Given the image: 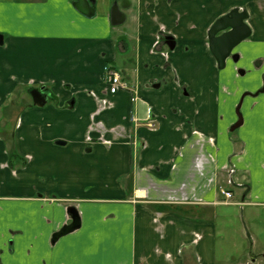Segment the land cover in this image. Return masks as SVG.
I'll return each instance as SVG.
<instances>
[{"label": "crops", "instance_id": "obj_1", "mask_svg": "<svg viewBox=\"0 0 264 264\" xmlns=\"http://www.w3.org/2000/svg\"><path fill=\"white\" fill-rule=\"evenodd\" d=\"M128 1L114 26V0H0V264L262 263L219 245L230 224L264 245V0ZM235 11L250 36L221 69Z\"/></svg>", "mask_w": 264, "mask_h": 264}, {"label": "water", "instance_id": "obj_2", "mask_svg": "<svg viewBox=\"0 0 264 264\" xmlns=\"http://www.w3.org/2000/svg\"><path fill=\"white\" fill-rule=\"evenodd\" d=\"M119 1H121V4L118 3ZM126 3L130 4L127 0H114L111 10L112 25L118 26L125 21L126 16L121 9L126 7ZM73 6L86 17L92 18L96 15L94 0H74ZM245 20L246 16L244 14H238L235 11L220 19L210 30V47L221 69L226 66V61L231 56L233 50L250 36V29L245 24ZM219 33L221 35H218ZM2 44L3 36L0 34V45ZM167 44L171 50L175 48L174 40L168 41ZM239 119L242 122L241 115H239ZM70 213V215L78 214L74 208L70 209ZM78 227L79 225L73 229ZM67 233L69 232L60 233L56 238L58 239Z\"/></svg>", "mask_w": 264, "mask_h": 264}, {"label": "rangeland", "instance_id": "obj_3", "mask_svg": "<svg viewBox=\"0 0 264 264\" xmlns=\"http://www.w3.org/2000/svg\"><path fill=\"white\" fill-rule=\"evenodd\" d=\"M234 56H237L236 53H233L231 59L233 62H235ZM235 223V220H234ZM229 229V235L228 238L224 241L222 238H220V245H219V256L220 258L226 257L227 255L233 256L235 261L236 259L246 257L249 261L254 259L255 257L261 259L260 256V249L264 247L263 243L259 242L255 245L254 240L244 237L242 234V237L239 236L238 233H236L237 228L234 226V224H230ZM263 242V241H262ZM264 255V253H263ZM264 264V260L262 263Z\"/></svg>", "mask_w": 264, "mask_h": 264}, {"label": "built area", "instance_id": "obj_4", "mask_svg": "<svg viewBox=\"0 0 264 264\" xmlns=\"http://www.w3.org/2000/svg\"><path fill=\"white\" fill-rule=\"evenodd\" d=\"M106 82L108 84V91L111 94H116L119 90H122L123 84L121 81V76L119 74V72L115 71L114 69L108 68L107 72H106ZM136 98H133V101H135ZM103 105H107L105 104V102H103ZM135 122H142V124H145V126L149 129H155L156 128V121L154 120L153 117V113L151 108H147L146 110V117L144 119H134ZM104 141V140H103ZM234 171L230 170L228 172V180L227 183L231 186L234 185V181H233V176ZM220 193L224 196L226 201H231L234 197H233V193L225 188H220Z\"/></svg>", "mask_w": 264, "mask_h": 264}, {"label": "trees", "instance_id": "obj_5", "mask_svg": "<svg viewBox=\"0 0 264 264\" xmlns=\"http://www.w3.org/2000/svg\"><path fill=\"white\" fill-rule=\"evenodd\" d=\"M30 94L33 96V97H36L37 95H39V92L37 90H31L30 91ZM71 216V220H70V223L68 225H66L60 233H63V232H71L73 231L74 227L79 225L80 223V220H79V216L78 214L76 215H70ZM60 233L56 234L55 237H57Z\"/></svg>", "mask_w": 264, "mask_h": 264}, {"label": "flooded vegetation", "instance_id": "obj_6", "mask_svg": "<svg viewBox=\"0 0 264 264\" xmlns=\"http://www.w3.org/2000/svg\"><path fill=\"white\" fill-rule=\"evenodd\" d=\"M127 1H128V0H127ZM118 3L121 4V1H119ZM127 3H128V2H127ZM220 34H221V33H220ZM169 39H170V38H169ZM169 39H167V42L170 41V40H172V39H170V40H169Z\"/></svg>", "mask_w": 264, "mask_h": 264}]
</instances>
